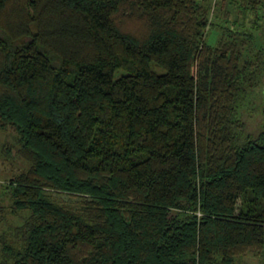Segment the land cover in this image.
Segmentation results:
<instances>
[{"label":"trees","instance_id":"16d2710c","mask_svg":"<svg viewBox=\"0 0 264 264\" xmlns=\"http://www.w3.org/2000/svg\"><path fill=\"white\" fill-rule=\"evenodd\" d=\"M211 1L0 0V264L264 262V0Z\"/></svg>","mask_w":264,"mask_h":264},{"label":"rangeland","instance_id":"374dc122","mask_svg":"<svg viewBox=\"0 0 264 264\" xmlns=\"http://www.w3.org/2000/svg\"><path fill=\"white\" fill-rule=\"evenodd\" d=\"M216 8V13L219 15L218 21H223V13L227 9H232L231 20L240 19L243 20L242 16L238 14V10L235 7H232L228 0H212V8ZM263 17L261 20V26L257 29V32H264V9L262 10ZM252 16H248L246 19V24L248 27H251ZM262 34V33H260ZM218 37V31L213 28L209 32V41L215 43ZM255 50L264 48V38L256 39V43L253 45ZM241 112L246 124L247 131L251 133H257L264 127V72L260 83L255 86L249 94L246 96L244 101L241 104ZM4 143H10L13 146L12 155L13 158H6L1 152V147ZM16 132L12 127L6 129L0 128V204L8 205L9 197L3 192V185L8 183V180L20 173L28 170L29 162L23 159L16 153ZM57 200H60L64 203L75 204L79 199L72 197L70 195H60L56 197ZM236 264H264L262 258L255 253L248 252L237 259Z\"/></svg>","mask_w":264,"mask_h":264}]
</instances>
